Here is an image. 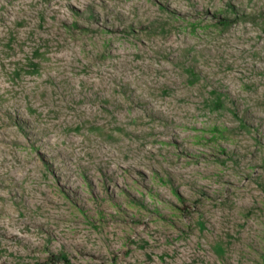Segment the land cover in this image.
<instances>
[{
  "label": "rangeland",
  "instance_id": "rangeland-1",
  "mask_svg": "<svg viewBox=\"0 0 264 264\" xmlns=\"http://www.w3.org/2000/svg\"><path fill=\"white\" fill-rule=\"evenodd\" d=\"M0 264H264V0H0Z\"/></svg>",
  "mask_w": 264,
  "mask_h": 264
}]
</instances>
